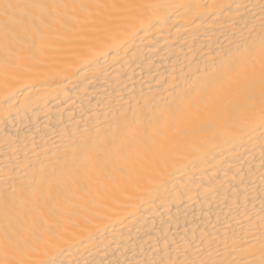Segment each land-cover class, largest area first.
Here are the masks:
<instances>
[{
	"label": "bare ground",
	"instance_id": "1",
	"mask_svg": "<svg viewBox=\"0 0 264 264\" xmlns=\"http://www.w3.org/2000/svg\"><path fill=\"white\" fill-rule=\"evenodd\" d=\"M13 2L92 7L52 10L54 18L40 33L28 27L32 39L16 45L15 55L5 53L0 34V228L6 170L30 174L25 162L35 161L37 152L43 158L45 148L66 144L63 131L82 129L84 120L106 128L112 123L111 112L107 118L103 115L108 92L113 93V102L116 92L128 96L133 89L136 95L149 88L167 95L162 82L170 79L173 65L178 76L181 67L203 70L208 45L215 48L218 38L224 39L230 25L239 21L234 6L249 0ZM126 3L151 6L142 10L144 22L101 39L102 25L94 21L113 9L95 5ZM190 101V106L160 117L162 135L145 137L147 151L137 137L117 132L116 140L110 139L107 148L89 159L69 160L62 174L53 177L49 168L52 186L43 195L18 193L13 226L28 230L34 249L26 251L25 258L40 261L54 256L57 264L134 262L141 258V249H150L164 232L199 242L204 231H216L217 214L222 250L227 209L221 210L211 195L209 203L205 194L219 189L233 196L229 186L241 168L259 185L264 129L236 125L225 135L219 114H211L196 89ZM240 200L243 203V193ZM247 208L258 224L259 199H250ZM238 219L247 227L243 216ZM49 233L62 236L55 248L45 243ZM253 243L258 260V231Z\"/></svg>",
	"mask_w": 264,
	"mask_h": 264
},
{
	"label": "snow or ice",
	"instance_id": "2",
	"mask_svg": "<svg viewBox=\"0 0 264 264\" xmlns=\"http://www.w3.org/2000/svg\"><path fill=\"white\" fill-rule=\"evenodd\" d=\"M87 7L92 6L23 4L13 0H0V34H2L5 53L15 55L16 45H24L32 39L28 36L29 26L34 33H40L41 28L48 27L47 21L54 18L52 10ZM95 7L113 9L112 13L94 21L102 25L100 38L108 39L127 29H134L138 22L143 23L142 10L151 6L126 3L111 6L95 5ZM234 7L239 21L230 25L231 30L223 34V40L218 38L215 48L211 44L208 45L203 70L197 69L193 72L189 68L188 71H184L181 67L178 76L177 68L173 65L168 73L170 79L162 82L167 95H156L151 88L148 93L141 89L139 95H136L133 89L132 94L128 96L122 91L116 92L113 102V93L108 92L106 111L103 115L107 118L111 112L112 123L106 128L90 126L88 120H84L82 129L63 131L62 136L66 144L54 145L53 149L45 148L43 158L41 153L37 152L35 161H26L24 167L30 171V174L26 171L23 176H18L14 171L6 170L3 177L4 223L0 228V257H2L0 264H57L54 256L40 261L25 258L26 251L34 249L31 248L28 230L13 226V220L17 215L18 193H26L31 197L43 195L45 188L50 189L52 186L49 180V168L53 177L57 172L62 174V166L67 165L69 160L75 163L81 158L89 159L90 154L107 148L110 139L116 140L117 132L124 136L137 137L147 151L148 144L145 143V137L162 135L160 117L190 106L193 89L203 96L204 106L211 109L213 116L219 114L223 134H230L236 125L241 127L258 125L264 129V0H255V2L249 0ZM240 9L244 11L241 12ZM181 84L186 87L182 88ZM97 103L100 104L101 101ZM95 115L98 118L100 113L97 112ZM241 116L245 118L241 119ZM57 165L61 167L58 168ZM232 180L234 183L229 188L233 190V196H229L227 190L221 192L219 189L205 194V199L209 203H211L209 199L211 195L217 200L221 210L227 209L223 213L222 250L218 242L221 237L217 235L221 231L217 228L221 219L217 214L216 224L213 225L216 231L213 233L204 231L199 242L189 240L186 235L179 236L178 233L170 235L164 232L156 238V243L150 249H141V258L134 262L114 260L109 264H264V140L261 143L259 185L257 186L256 180L246 175L242 168L233 173ZM241 193H243V203L240 200ZM250 199L260 201L258 224L248 212L247 205ZM240 216L246 219L247 227L238 219ZM257 231L258 260L256 245L253 243ZM59 239H62V236L58 233H49V239L45 243L55 248Z\"/></svg>",
	"mask_w": 264,
	"mask_h": 264
}]
</instances>
